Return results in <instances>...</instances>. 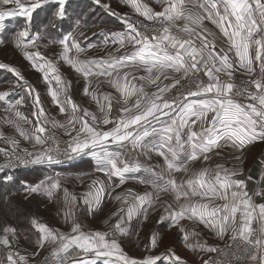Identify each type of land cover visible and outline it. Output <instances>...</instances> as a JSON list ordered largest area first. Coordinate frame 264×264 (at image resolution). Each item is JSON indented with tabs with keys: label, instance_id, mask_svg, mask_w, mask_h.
<instances>
[{
	"label": "snow or ice",
	"instance_id": "1",
	"mask_svg": "<svg viewBox=\"0 0 264 264\" xmlns=\"http://www.w3.org/2000/svg\"><path fill=\"white\" fill-rule=\"evenodd\" d=\"M53 3L55 17L65 19L67 0H0V21L24 18L14 44L43 74L52 102L65 117L63 121L48 117L40 93L16 68L0 63V69L17 77L32 98L35 119L33 124L19 110L23 96L8 103L3 122L35 150L21 148L20 139L0 131V139L10 145L0 148L8 158L0 171L17 164L52 166L90 156L105 179H93L81 194L63 187L60 173L28 186L27 192L49 198L62 193L70 232L33 220L39 236L37 250L29 253L19 247L17 229L5 226L0 229V264H33L46 246L44 264H186L170 250L130 257L116 239L135 216L146 218L147 209L161 202L162 195L171 197L162 206L174 223L192 221L206 225L221 240L227 237L224 248L200 240L188 244L199 252L218 254L202 258V264H264V203L254 200L264 197V191L250 194L246 181L236 178L240 171L208 163L220 149L241 151L264 141V0H155L158 11L145 0H126L142 19L133 20L125 13L124 31L103 34V43L115 46L114 52L87 58V50L96 45L82 46L78 37L84 33L73 30L49 41L60 46L57 60L40 51L39 42L47 37L32 31L33 14ZM102 6L110 10V5ZM59 61L84 79L83 94L94 102L95 111L72 99ZM102 84L113 91H100ZM173 90L175 94L169 95ZM9 96V91L0 92V101ZM57 130L67 139L62 141ZM154 155L162 158V164L145 168L141 157L152 161ZM193 162L202 166L194 169ZM141 172L148 175H134ZM177 174H182L179 179ZM132 179L151 191L127 188L117 193L114 199L120 207L112 214L117 219L108 231L86 230L76 220L73 206L99 207L106 195ZM180 231L185 242L199 235L194 229ZM150 243L155 249V234ZM229 254L231 259H223Z\"/></svg>",
	"mask_w": 264,
	"mask_h": 264
},
{
	"label": "rangeland",
	"instance_id": "2",
	"mask_svg": "<svg viewBox=\"0 0 264 264\" xmlns=\"http://www.w3.org/2000/svg\"><path fill=\"white\" fill-rule=\"evenodd\" d=\"M70 1V0H69ZM72 1V0H71ZM76 2L81 1L86 3L89 7L87 10L73 7L71 11H66V18L63 20L55 17L54 11L49 13L50 25L42 24V18L39 16L46 11L50 10V6H45L44 9L37 10L33 16L35 19L32 21V31H37L44 34L47 38L40 41V51L53 60H57V54L60 50L58 44L49 43L50 40H58L63 34H59L61 31L68 32L75 30L76 32H83L84 37H78L81 40V44L86 42L88 44L93 41L98 34L109 33L124 29L121 21V16L125 13L129 14L133 20H140L134 10L126 3V0H101V4H95L94 0H74ZM155 10H160L159 5L155 3V0H145ZM110 5V10L105 9L102 5ZM111 12L118 13L119 15H112ZM92 14V15H91ZM76 15L73 21L69 22L70 16ZM91 15L93 19L92 23L84 24V19ZM8 20L12 17H6ZM5 20V19H4ZM80 21V26L76 27V21ZM53 22V24H51ZM66 22L62 27L60 23ZM58 26V30L52 32L45 31V28L49 29L51 26ZM215 31L214 26L208 25ZM219 39V37H218ZM43 45H48L43 47ZM96 45V44H95ZM124 49L122 51H128ZM115 46H97L87 50V58H100L106 57L108 52H114ZM119 55L120 53H115ZM81 58H85L83 55ZM0 63L8 64L11 67L16 68L39 93L41 97V103L43 104L48 117L63 121L65 117L59 113L58 107L52 102L50 95L47 92V85L43 80V74L36 71L30 62L24 58L21 49L17 48L14 42H1L0 43ZM58 67L62 78L66 82H70L69 94L72 99L80 104L82 107H88L90 110L95 111L96 106L91 101L90 97L83 94V88L85 87L84 79L76 73L69 65L63 61L58 62ZM13 77V76H12ZM17 78V77H16ZM13 84L3 86L0 84V92L8 91L9 86L14 87ZM100 91H113L106 84H102ZM63 99V97H62ZM24 102L26 105L22 108L21 112L28 117L29 120L35 123L33 117L34 108L32 105V98L27 94L24 96ZM115 110L113 115H115ZM4 113L0 112V131L7 137H15L21 140V148L27 147L30 151H34L30 142L24 141L19 137L16 130L3 122ZM26 128L29 125H24ZM60 135V130H57ZM63 139L67 137L61 136ZM10 146H4L1 148H9ZM219 155H214L213 159L208 162L209 166H214L216 163H223L226 167L235 168L242 173V175L236 177L238 179H244L247 183V188L250 194L255 191H262L258 186V176L261 174L264 168V141L256 142L241 151H237L234 148H223L218 150ZM2 154V152H0ZM239 156L237 160L235 157ZM1 159L0 156V162ZM85 159L79 162V164L72 166L70 169H66L63 172L67 174L62 175V186L66 187L70 192L81 194L87 190L88 185L93 179H105L101 173L96 172L95 166L92 163L87 164ZM83 163V164H81ZM141 163L145 165L162 164V158L153 156L152 161H146L141 157ZM202 165L199 162H193L190 167L194 169L200 168ZM63 168V167H60ZM59 168V169H60ZM51 172V171H50ZM68 175V176H66ZM146 172L138 173L136 176L140 178L146 177ZM182 174H177L179 179ZM44 180V179H43ZM107 182V181H106ZM117 182L118 181H114ZM127 188H132L137 193H143L144 191H151V189L143 184H140L138 180H129L127 184L118 188L116 193L106 195L102 204L92 210H89L82 203L73 206L72 210L75 212L76 220L86 229L91 231H108L115 223L117 217L112 214L118 210L120 203L114 199L117 193L124 191ZM260 196H254L256 201ZM169 200L171 197L163 196L162 201ZM162 201L157 202L153 208L147 209L146 218L143 214L135 216L130 222L126 223L125 231L123 234H118L116 239L121 244L124 251L133 258H144L148 255H163L169 250L175 252V254L182 257L186 264H202V258L208 259L209 255L214 256L216 253L207 254L194 250L188 247V244L194 243L195 240L206 242L208 245L218 246L223 248L227 243V237L224 240L217 238L214 231L210 230L206 225L195 223L188 220H183L180 224H176L167 215L162 206ZM66 207L62 203V193L57 194L51 198L44 199L37 195V193H20L17 195L9 196L7 199H0V229L5 226H12L17 229V237L19 240V247L22 250H26L31 253L36 251V241L39 234L34 230L33 220L40 223H44L53 229H59L63 232H70L71 222L65 220ZM29 226V229L27 227ZM31 227L33 230H31ZM183 227L186 230H195L199 233L198 236L190 238L189 241L183 240V233L180 228ZM30 230V231H29ZM155 234L157 238V246L155 249L151 248V237ZM48 255V247L40 250V254L35 257L33 264H44V257ZM167 264V262H165Z\"/></svg>",
	"mask_w": 264,
	"mask_h": 264
},
{
	"label": "crops",
	"instance_id": "3",
	"mask_svg": "<svg viewBox=\"0 0 264 264\" xmlns=\"http://www.w3.org/2000/svg\"><path fill=\"white\" fill-rule=\"evenodd\" d=\"M16 18L17 17H12V20H15ZM0 24L3 25L2 30H0V41H2V42H8V43L9 42H14L15 35L14 36L13 35L11 36V35H6L5 33H3L4 30L6 31L9 28V26H10V22H9L8 18H5V20L0 21ZM124 30L125 29H119L117 31H124ZM103 34L104 33L98 34L96 36V38L93 41H90L89 43L96 44L97 46H102V45L103 46H106L103 43V41L105 39V36ZM85 43L86 42H83L82 46H84ZM108 45H111V44H108ZM28 62H30V61H28ZM30 64H31V62H30ZM5 77H7V80L6 81H2ZM13 83L15 84L14 87L9 86V89H8V91L10 92V96L8 98H6L5 101H0V112L1 113H4L5 115H6V113H5L4 109L8 106V103L11 102V101H14L16 99H19L20 96H23L24 97L26 93L23 91V88L21 87L22 82L18 81V78H16L12 73H10L9 71H7L6 69H0V84L3 85V86H6L8 84L11 85ZM26 103L27 102H24L23 105L18 106L20 111L26 105ZM256 142H259V141H256ZM256 142H254V143H252L250 145H253ZM250 145H247L246 147H248ZM4 146H10V145L7 144V143H5L3 139H0V148L1 147H4ZM246 147H244V148H246ZM85 159H89V160H86V162H83V163H87V164H90V165L93 163L94 166H95V160L92 157H90V156H83V157H80V158L75 159V160H67L65 162L64 166H56V165H53L51 167V168H53L51 170V175H54L55 173H60L61 176L62 175H65V174H67L66 173L67 171L66 172H63L65 170V168L72 167L74 165H77V164H79V162H81L82 160H85ZM83 163H81V164H83ZM143 165L145 166V168H147V165H145V164H143ZM60 167H63V168H60ZM134 175H137V174H134ZM66 176H68V175H66ZM9 180H10V177L7 179V181L8 182H11L12 181V180L11 181H9ZM257 180H258V186L261 185L260 186V189H262V191H264V168L262 169L261 174H259ZM36 184H38V183H35L34 184V183L23 182L22 180H19L16 183H14L13 185L15 187L25 188L24 192L25 193H29V192L26 191V188L28 186H34ZM37 195L40 196V197H42V198H44V199H48V196L45 195V194H43V193L38 192ZM254 200H255V202L257 204L264 203V197H259L257 201H256V199H254Z\"/></svg>",
	"mask_w": 264,
	"mask_h": 264
},
{
	"label": "trees",
	"instance_id": "4",
	"mask_svg": "<svg viewBox=\"0 0 264 264\" xmlns=\"http://www.w3.org/2000/svg\"><path fill=\"white\" fill-rule=\"evenodd\" d=\"M56 5L54 4V6H50V10L44 12L43 14H40V17L42 18V24L43 25H47V27H49L50 25V17H49V13H51L52 11H54V8L56 9ZM73 7H78L79 9H83V10H87L89 9L88 5L86 3H82L81 1L76 2L74 0H67L66 3V11H71ZM41 10V9H39ZM35 14V13H34ZM92 15V14H91ZM91 15L88 18L84 19V24L86 23H92L93 19H91ZM76 17V15L70 16L69 18V22L73 21L70 19H74ZM35 19V17L33 16V20ZM64 20V19H63ZM10 26L9 28L3 33H5L6 35H15L16 32H18L25 24L24 18L22 17H17L15 20L10 19ZM53 22H55V15H54V20ZM53 22L51 24H53ZM62 27H65L64 25L66 24V22L60 23ZM47 27L45 28V31H50L52 32L55 30H58V26H51L49 29H47ZM53 33V32H52ZM65 32L61 31L59 34H64ZM54 34V33H53ZM7 77H5L2 81H6ZM71 167H67L66 169H70ZM51 175L50 170H34V171H30V172H22V173H15V174H0V199L4 200L7 199L9 196H13V195H17L20 193H23L25 188H19V187H15L13 184L16 183L19 180H22L23 182H29V183H39L41 180L45 179L46 176ZM10 177L11 182H8L7 179ZM33 185V184H32ZM27 229H29V226L27 227ZM31 230L32 227H31ZM30 231V230H29Z\"/></svg>",
	"mask_w": 264,
	"mask_h": 264
},
{
	"label": "built area",
	"instance_id": "5",
	"mask_svg": "<svg viewBox=\"0 0 264 264\" xmlns=\"http://www.w3.org/2000/svg\"><path fill=\"white\" fill-rule=\"evenodd\" d=\"M239 80H240V77L238 76L237 77V83H239ZM176 92V90H173V93L169 94V95H174ZM58 136H60L58 133H57ZM61 140L63 141L64 139L60 136ZM63 146V144L61 145ZM1 156V159H3L1 162H0V165H3L6 163L7 161V157L4 156V154H0ZM67 160H65L66 162ZM64 163L62 164H59V165H56V166H64ZM53 166V165H52ZM52 166H49V165H23V164H17L13 167H6L4 168L3 171H0V174H15V173H22V172H30V171H34V170H38V169H41V170H52L53 168H51ZM225 247V246H224ZM223 247V248H224ZM218 256V254H215L214 257ZM223 259H231V255L229 254V256L227 257H223Z\"/></svg>",
	"mask_w": 264,
	"mask_h": 264
}]
</instances>
